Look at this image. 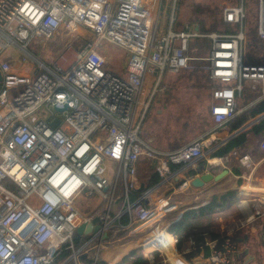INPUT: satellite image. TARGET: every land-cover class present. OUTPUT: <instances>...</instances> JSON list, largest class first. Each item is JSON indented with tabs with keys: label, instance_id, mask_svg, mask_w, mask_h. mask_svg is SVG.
Instances as JSON below:
<instances>
[{
	"label": "built area",
	"instance_id": "1",
	"mask_svg": "<svg viewBox=\"0 0 264 264\" xmlns=\"http://www.w3.org/2000/svg\"><path fill=\"white\" fill-rule=\"evenodd\" d=\"M165 1L0 0V264H52L63 249L71 251L67 262L88 264L82 255L101 247L117 220L127 215L130 224H140L157 216L164 203L151 204L155 188L142 187V163L148 161L163 183L173 175L172 164H194L208 148L204 137L162 149L145 136L152 104L147 90L166 74L186 69L208 73L217 84L210 111L214 129L244 110L238 99L246 88L260 91L257 100L264 98V63H248L244 57L249 43L246 0L223 2L221 19L234 27L230 32H204L193 23L176 30L181 0H167L169 6ZM165 11L170 25L161 33ZM79 28L94 39L76 50L68 46L60 53L62 62L51 64L29 50L38 37L49 40L61 29L70 34ZM256 31L264 41V0H258ZM203 38L209 40L208 55H191V42ZM103 42L125 51L122 72L109 66ZM67 51H74L72 63ZM43 107L50 118L34 120ZM260 147L264 153V136ZM238 157L241 166L256 167L250 154ZM91 195L103 202L97 217L76 207L79 197ZM241 202L246 203L241 214L222 223L217 238L212 228L200 227L178 247L179 238L169 227L179 220L163 226L177 261L158 237L142 247L149 264H157L159 253L162 264H196L186 255L205 246L210 253L198 257L201 264H235L241 253L237 236L264 219L262 198ZM96 218L100 231L77 246V227ZM161 226L157 221L151 234ZM197 235L203 236L200 246Z\"/></svg>",
	"mask_w": 264,
	"mask_h": 264
},
{
	"label": "rangeland",
	"instance_id": "2",
	"mask_svg": "<svg viewBox=\"0 0 264 264\" xmlns=\"http://www.w3.org/2000/svg\"><path fill=\"white\" fill-rule=\"evenodd\" d=\"M224 1L225 0H182L177 9L175 29H180L186 23L198 24L201 28V24L203 23L205 28L208 29L203 30V28H201L204 32L224 31L230 26H227V24H224L221 20L222 4ZM165 6H169L167 0L165 1ZM246 8V24L249 43H247L248 45L244 53L245 61L248 63H264V41L255 34V32L257 33L256 18L258 13V0H246ZM168 16V11H165L162 15L161 33H164L166 29L169 28L170 21H168ZM214 25H216L215 29H211L214 28ZM76 35L79 36L78 39L75 38L77 37ZM255 37L257 42L253 41ZM88 39L93 40L94 36L86 31L85 28H79L77 32L70 34H68L65 29H61L53 39L44 40V38H36L35 42L30 45L29 50L35 53L39 58L42 59L45 57L49 63L55 64L62 62L59 57L60 53L66 50L68 46L71 45V50H76L83 44V41ZM207 43H209V41L206 38L193 40L191 42L190 54L202 58L206 57L209 51V47L206 45ZM101 48L109 61V66L116 71L122 72L126 61L125 51L108 42H103ZM8 51L16 53L14 50L9 49ZM67 52L70 58L69 61L72 63L76 58L73 54L74 51ZM202 62L204 61H198V64ZM191 71L193 70L186 69L173 75L166 74L152 98L146 133L148 136L154 137L156 144L159 146L171 148L173 145L179 146L199 137L207 139L206 135L215 128L210 111L213 103L212 89L217 86V84L209 79L205 70L197 69V73L193 75ZM152 92L151 89L149 94H152ZM257 94V90L244 92L238 99L239 108H243L245 104L253 100ZM50 116L51 112L48 111L46 107H43L33 118L36 120L41 117L50 118ZM255 118L256 117H252L244 125ZM260 140L261 137L257 139L258 144ZM207 143L208 148L205 150V157L199 159L200 162L206 158L211 159L215 152H213L211 140L207 141ZM258 152L259 151L256 152L255 156L253 154L251 155L249 152L247 153L256 160L259 157ZM232 155H227L228 158L224 161L234 169L239 165V161L235 156L232 157ZM244 174L245 178H243V180L248 184H252V189L243 191V195L239 192L240 190H236L239 203L219 217L221 223L237 217L234 213H237V210L241 212L246 204L241 202L243 198L252 199L254 197H259L264 200V192H262L264 191V189H262L264 188V167L258 166L254 169L245 168ZM255 177H257L258 180H254ZM258 184L262 187L259 188L255 186ZM253 204L254 202L251 203V205ZM102 206L103 202L100 201L97 195L79 197L76 201V207L81 213L92 214L95 215V217L101 213ZM200 227H207L206 223L203 222ZM253 227L254 226H250L245 231ZM115 236L108 238L107 242L113 241L116 238ZM260 237L262 238L261 235ZM139 238V234H129L124 242L138 244ZM107 242L104 241L105 244H107ZM101 248L102 247H95L91 253L96 254ZM260 248L264 251V247ZM255 264H264V260L256 259Z\"/></svg>",
	"mask_w": 264,
	"mask_h": 264
},
{
	"label": "crops",
	"instance_id": "3",
	"mask_svg": "<svg viewBox=\"0 0 264 264\" xmlns=\"http://www.w3.org/2000/svg\"><path fill=\"white\" fill-rule=\"evenodd\" d=\"M181 1H180V3H181ZM224 24H226V23H224ZM227 26H229V25H227ZM229 28L225 29L224 31H219V32H230V31L234 30V27H232L231 25L229 26ZM176 30H178V29H176ZM198 40H200V39H198ZM168 75H173V74L169 73ZM208 77H209V75H208ZM160 83L154 88L150 87L147 90V95H149L151 98H153V96H154L155 92L157 91ZM151 89L153 92H152V94H149V91H151ZM258 93H259V95H258V97H259L260 91ZM258 97L255 100H257ZM261 99H264V98H261ZM261 99H259V100H261ZM259 100H257V101H259ZM256 102H254V103H256ZM254 103H252V105ZM249 104L248 103L245 104V106L243 107L244 110L249 107ZM242 112H240V113H242ZM210 115H211V112H210ZM260 115H262V114H260ZM260 115H257V116L259 117ZM257 116L255 119H253L249 123L257 120L258 119ZM211 119H212V116H211ZM233 119L230 122H228L224 125H221L220 127L216 128V129H213L212 131H210L206 135L207 140L208 141L211 140V143L213 146V152L214 151L215 152L216 151H222L223 148H225L227 146V144L229 143L230 140H232L233 138L239 136L240 134H242L244 132H248L254 125L253 124L252 126L248 127L246 130H244V132L230 138L239 129H241L242 127L245 126L244 125L245 123H244L243 124L244 126L242 125L239 128H235L233 125V122H232ZM212 122H213V119H212ZM249 123H247V124H249ZM146 125H147V122H146ZM146 129H147V126H145V136L153 139L154 143L156 144L155 138L152 136H148V134L146 133ZM262 136H264V134L261 135L260 137H262ZM156 145L162 149H173V148H177V147L181 146L182 144L179 146L173 145V147H171V148L159 146L158 144H156ZM259 145H261V140L259 142ZM258 151H259L258 152V154H259L258 159H256V160L253 159V161L256 163V168L258 166L264 167V165L261 162L264 153H263L261 148ZM239 152H240V150L235 149L232 152L227 153L223 156H214V154H213V157H211V159L206 158L202 162H200V160H198L194 164H186V165H174V164H172L171 165V170L173 171L172 177L168 181L163 182V183H160L161 182V179H160V181L154 185L151 184L152 183V177H153V173L157 172V171L152 165L151 166L148 165V161H144L142 163V165L140 167V171H139V176H140V179L142 182V187H144V186L148 187L149 186V187L155 188L154 192L151 195V204L154 207H157L158 204L162 205L164 203V206L162 208L159 207L156 209V211L158 212V214H156L157 216L154 217L153 219H151L149 222H144V223H140V224L139 223L130 224L127 215L123 216L120 220L116 221V223L114 224V226L112 228L109 229V231L107 232L108 233L107 236L106 235L104 236V239L102 241V246H101L102 248L98 250V252L96 253L97 255L91 253L92 250H94V248H95L94 247L92 250H90L86 254H83L82 257L86 256V258L91 259V260L97 259L98 262L99 261H105V262H108L109 264H113V263L119 262L131 250H133L137 247H146L145 242L147 239H151V238L156 239L159 237V239L161 240L162 243H166L169 241L168 242L169 247H168V249H165V250L167 251L169 258L173 262L177 261L178 257H177L175 249L171 245V242H172L171 238L169 236H168L169 237L168 239L165 237H162L164 233H165V235H167V232H166V230H164L163 226L168 227V223H170L176 219L180 220L186 211L198 209V208L205 206V205H207V204H209L215 200L220 201L221 195L223 193H226L229 190H240L239 192L241 193V195H243V193H242L243 191H249L250 189H252V186H251L252 184H250V183L248 184L243 180V178H245L244 173H245L246 167L241 166L240 159L238 156L248 154L247 152H249L251 155L253 153L250 151L240 152V153ZM235 153H237V154L235 155ZM255 154H253V155L255 156ZM227 155H232V157L235 156V158L239 161V165L237 167H235L234 169L231 168L229 166V164H226V162L224 161V160H226V158H228ZM215 159H217L218 161H213ZM248 169H250V168H248ZM178 172H179L180 176H178V174H177ZM209 175H211V177H215L214 178L215 180L205 184V182H203L200 178L205 177V176L210 177ZM255 179L258 180L257 177H255L254 180ZM185 181H186V184L184 185L183 183ZM255 186H258L259 188L262 187L259 184L255 185ZM262 189H264V188H262ZM262 192H264V191H262ZM97 197H99V196H97ZM166 201H168L167 205H165ZM98 221H99V218H96L95 224H98ZM157 221H159V223L162 226L159 227L152 235L151 231L156 226ZM221 224L211 225V226H208L206 224L207 227L212 228L211 235L213 238L219 237V229H220ZM200 226H197V228H200ZM263 227H264V219H260L253 228H251L245 232H241L237 236L236 243L238 244L239 249L241 250V253H240L239 257L237 258V261L235 264H255L256 259H261V260L263 259L264 260V251H263V249L261 250V248H260V247H264V233L262 231ZM197 228H195V229H197ZM128 232L131 235L132 234H139L140 235L138 244H132V243L124 242V240L127 239L129 236ZM115 235H117V236H115ZM260 235L262 236V238L260 237ZM84 236H85L84 240H87L90 237H92V235H85V234H84ZM111 236H115L116 238L113 241L107 242V239L110 238ZM104 241H106L107 244H105ZM197 241H198L199 246H200L203 243V236L197 235ZM254 247H256V248H254ZM66 250H69V249H63L57 257H60V255ZM145 252L146 251H144V254H145ZM70 253H71V251L69 250L68 255H66L65 257H60V259L56 263H58V264H78V262L74 261V260H70L69 262H67L69 259L68 257L70 255ZM209 253H210V248L208 246L198 247L196 250L188 253L186 255V257L192 261L194 259L197 260V258L199 256H208ZM145 256H146V254H145ZM159 257H160V264H162L163 263V256L160 253L157 254V257H156L157 262H159ZM81 259H83V258H81ZM56 263L53 262L52 264H56Z\"/></svg>",
	"mask_w": 264,
	"mask_h": 264
},
{
	"label": "trees",
	"instance_id": "4",
	"mask_svg": "<svg viewBox=\"0 0 264 264\" xmlns=\"http://www.w3.org/2000/svg\"><path fill=\"white\" fill-rule=\"evenodd\" d=\"M215 26L216 25H214L213 26L214 28L211 29H215ZM201 28H203V30H208L205 28V25L203 23L201 24ZM255 34L257 33L255 32ZM253 41L257 42L256 37L254 38ZM206 45L209 47V43H207ZM196 73L197 70L191 71L192 75ZM249 90H250L249 88H246L245 92ZM258 92L259 91H257V93ZM258 94L255 96L253 100L248 101L247 103L249 104L253 102L258 97ZM263 113H264V99H261L256 103H254L253 105L249 106L237 117H235L232 121L233 125L235 128H239L252 117H256L257 115ZM263 134H264V117L259 122L254 124L253 127L248 132H244L239 136L230 140L227 146L223 148L222 151H216L214 153V156H223L227 153L232 152L235 149L240 150L242 152L250 151L253 154H255L256 151L260 150L261 148L260 145L257 143V139ZM160 179L161 178L158 172H154L151 184L154 185L158 183ZM238 203H239V198L237 196V191L229 190L221 195L220 201H214L198 209L186 211L179 221L173 223L169 227V232L172 235L177 236L179 238L177 245L178 247H181L183 241L186 239L187 235L190 233L191 230L197 228V226L202 225L203 222H205L208 226L219 225L221 223V221H219V217H221V215L224 212L231 210L234 206H237ZM240 214L241 212L238 210L237 213H234V215L237 217ZM164 235L165 233L163 234L162 237H165ZM84 238H85L84 235L79 234L77 231L75 232L74 242L77 246L82 244ZM168 242L163 243L166 246L164 247V249H168L169 247ZM68 253L69 250H66L60 255V257H65L66 255H68ZM60 257H57L54 263H56L60 259ZM82 258L87 260L88 264H92L93 260L86 258V256H83ZM174 263H176V261H174ZM97 264H108V263L105 261H99L97 262ZM113 264H149V259L147 258V256H145L143 248L137 247L131 250L127 255H125L119 262ZM157 264H160V257H159V262H157Z\"/></svg>",
	"mask_w": 264,
	"mask_h": 264
},
{
	"label": "water",
	"instance_id": "5",
	"mask_svg": "<svg viewBox=\"0 0 264 264\" xmlns=\"http://www.w3.org/2000/svg\"><path fill=\"white\" fill-rule=\"evenodd\" d=\"M68 105H66L64 108H56V110L58 111H62L64 109H67ZM264 117V113L262 115H260L258 117L257 120L245 125L244 127H242L241 129H239L233 136H231L230 138L244 132V130H246L248 127L252 126L253 124H256L258 121H260L262 118ZM229 138V139H230ZM211 177V175H209ZM220 176V175H219ZM101 225L99 224H95L93 222L90 223H82L77 227V232L81 235H95L100 231ZM196 264H201L200 262V258L197 259V263Z\"/></svg>",
	"mask_w": 264,
	"mask_h": 264
},
{
	"label": "bare ground",
	"instance_id": "6",
	"mask_svg": "<svg viewBox=\"0 0 264 264\" xmlns=\"http://www.w3.org/2000/svg\"><path fill=\"white\" fill-rule=\"evenodd\" d=\"M213 161H218V160L215 159V160H213ZM214 178H215V177H208V176H205V177H202V178H200V179H201L203 182H205V184H206V183H209V182L215 180ZM200 179H199V180H200Z\"/></svg>",
	"mask_w": 264,
	"mask_h": 264
}]
</instances>
